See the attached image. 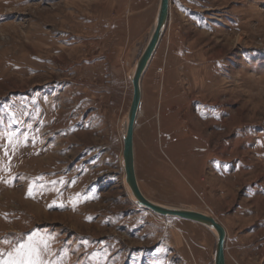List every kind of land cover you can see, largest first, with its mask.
I'll return each instance as SVG.
<instances>
[{
    "label": "rangeland",
    "instance_id": "1",
    "mask_svg": "<svg viewBox=\"0 0 264 264\" xmlns=\"http://www.w3.org/2000/svg\"><path fill=\"white\" fill-rule=\"evenodd\" d=\"M0 2V25L21 27V42L0 31V264L20 246L43 264H214L209 228L135 205L124 181L130 74L159 0ZM56 5L69 24L27 38ZM141 86L143 193L214 215L227 264H264V0H171Z\"/></svg>",
    "mask_w": 264,
    "mask_h": 264
},
{
    "label": "water",
    "instance_id": "2",
    "mask_svg": "<svg viewBox=\"0 0 264 264\" xmlns=\"http://www.w3.org/2000/svg\"><path fill=\"white\" fill-rule=\"evenodd\" d=\"M170 4L171 0H159L151 33L130 74L133 93L125 120L124 133H122L123 147L120 160L124 170V181L135 205L159 215L191 220L209 228L216 236L213 259L214 264H227V232L223 224L219 222L214 215L193 208L168 205L154 201L143 193L137 179L134 152V129L141 102L142 77L166 29V25L170 18Z\"/></svg>",
    "mask_w": 264,
    "mask_h": 264
},
{
    "label": "bare ground",
    "instance_id": "3",
    "mask_svg": "<svg viewBox=\"0 0 264 264\" xmlns=\"http://www.w3.org/2000/svg\"><path fill=\"white\" fill-rule=\"evenodd\" d=\"M65 2V1H64ZM7 4L0 2V11L3 7H6ZM61 6L56 5L52 8V10L49 11H45L39 8H36L35 11L32 13L33 18L35 20V22L32 23V25H30V32L27 35V38L29 39H38L40 41H43L46 37L49 38V33H46L43 31V27L45 25V23L47 22H52L53 19L57 16V14H59V12L61 11ZM105 7V6H103ZM49 12V13H47ZM107 13V12H106ZM69 24V21L67 20H61V21H53V25H52V31H61L63 28H65V26ZM10 26H6L5 24H1L0 25V31L6 32L7 35H9L10 38H13L14 36H16L17 38H19L20 42H21V27L19 30L13 28V30H9ZM15 29V30H14ZM12 34H14V36H12ZM0 42H2L3 44H5V41H2L0 39ZM12 43V42H11ZM10 43V44H11ZM7 45V44H6ZM13 45V44H12ZM37 48H39V43L35 44ZM3 46V45H2ZM46 46V45H45ZM8 47V46H7ZM49 48V47H48ZM3 49V48H2ZM162 70V69H161ZM150 96L155 98V94L154 92H151ZM141 103V102H140ZM151 102H148V106L150 105ZM154 103V100H153ZM140 108V107H139ZM175 110V109H174ZM139 112V111H138ZM144 116V115H143ZM147 117H149V113H147L146 115ZM138 117V116H137ZM186 118V117H185ZM151 125V124H149ZM151 128V127H150ZM153 129V128H152ZM134 152H135V148H134ZM137 173V172H136ZM138 179V178H137ZM227 262V260H226Z\"/></svg>",
    "mask_w": 264,
    "mask_h": 264
},
{
    "label": "snow or ice",
    "instance_id": "4",
    "mask_svg": "<svg viewBox=\"0 0 264 264\" xmlns=\"http://www.w3.org/2000/svg\"><path fill=\"white\" fill-rule=\"evenodd\" d=\"M16 252V257L6 261L5 264H43L40 253L36 248L20 246Z\"/></svg>",
    "mask_w": 264,
    "mask_h": 264
},
{
    "label": "crops",
    "instance_id": "5",
    "mask_svg": "<svg viewBox=\"0 0 264 264\" xmlns=\"http://www.w3.org/2000/svg\"><path fill=\"white\" fill-rule=\"evenodd\" d=\"M209 137H211L210 135H208Z\"/></svg>",
    "mask_w": 264,
    "mask_h": 264
}]
</instances>
